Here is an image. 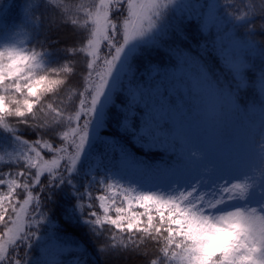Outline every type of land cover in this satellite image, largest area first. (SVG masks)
<instances>
[{
	"label": "snow or ice",
	"instance_id": "1",
	"mask_svg": "<svg viewBox=\"0 0 264 264\" xmlns=\"http://www.w3.org/2000/svg\"><path fill=\"white\" fill-rule=\"evenodd\" d=\"M22 7L27 43L35 44L25 48L24 40L13 37L0 41V139L12 149L0 144L9 157L8 170L0 168V264H46L34 254L51 226L53 209L47 205L58 198L70 202L64 211L67 223L86 229L93 242L105 237L97 250L106 257L142 256L143 264H264V127L246 130L232 149L209 160L204 151L191 147L179 125L164 118L162 104L154 107L159 101L140 107L150 89H138L131 101L117 91L146 49L190 62L183 49L169 43L187 39L185 21L201 19L209 33L211 26L227 22L235 33L229 39L239 37L243 48L258 49L264 56V40H256L258 18L264 34V0L259 8H241L234 0L186 6L182 0H91L87 5L24 0ZM205 7L208 12L193 13ZM81 11L83 23L76 18ZM63 27L72 28L76 43L53 49L59 39L50 40L47 33ZM217 39L223 37L218 34ZM71 53L85 54L83 79L91 80L95 72L97 80L76 95L79 108L65 117L56 101L67 78L61 75L73 72ZM225 60L234 81L247 73L236 53ZM198 83L209 97L233 102L232 89L225 97L206 72L199 73ZM235 90H241L240 82ZM235 102L244 106L239 97ZM117 104L130 113L118 122L121 137L145 151H171L168 167L193 162L197 167L190 179L166 189H145L125 185L108 170L101 172L99 156V163L89 164L98 143L104 145L102 155L126 156L115 135L101 131L111 127L107 116ZM223 107L212 103L199 118L212 123ZM20 125L32 133L31 141L22 138ZM54 138L60 146L50 142ZM42 149L55 155L45 159ZM111 189L115 192L108 194ZM116 234L120 242H113ZM147 241L154 246L152 253L142 247Z\"/></svg>",
	"mask_w": 264,
	"mask_h": 264
},
{
	"label": "trees",
	"instance_id": "2",
	"mask_svg": "<svg viewBox=\"0 0 264 264\" xmlns=\"http://www.w3.org/2000/svg\"><path fill=\"white\" fill-rule=\"evenodd\" d=\"M68 2V0H65ZM91 0H74L76 5H87ZM199 3L200 5L215 3V0H189V3ZM234 2L244 7L246 4H254L259 8L261 0H234ZM99 3V0H96ZM24 0H0V41L9 37L22 39L25 41L24 47L32 45L27 43L29 40L28 34L24 31ZM207 7L194 9L193 13L201 11L206 12ZM181 13H176L180 16ZM184 16H188L189 12H183ZM83 12L76 17L81 23ZM173 23L176 22L175 17ZM186 23L187 39L184 41H170L174 45H178L190 57L189 63H184L181 59L170 56L168 54H160L154 49H146L144 54L139 57L135 65V71L128 74L123 80V88L119 86L118 92L129 100L130 95L136 91H144L150 89V96L145 98L148 104L159 106L162 104L165 111L164 115L172 117L179 126L183 134L190 139L200 138L201 135L191 137V128L196 123L203 119L199 118L200 114L211 105L213 100L217 104H223V110L215 121L210 123L211 135L207 145L206 154L209 160H217L221 154L234 147V141L243 137L248 129H259L264 127V80H262V71H264V56L260 51L248 50L243 48L240 38L235 37L229 39V36H235L234 30L227 22L211 26V33L208 30L202 29L201 19H194L191 24ZM257 33L256 40H264V34L259 31V18L256 21ZM19 31L20 36L16 37L15 33ZM223 37V40H218L217 36ZM50 40L59 39V44H53V49L71 46L76 43V36L71 27H63L58 30L48 32ZM242 36V33H241ZM215 41V43H214ZM86 43V41H85ZM223 45V47L221 46ZM79 46V45H78ZM37 51L39 49L37 48ZM233 53H236L238 58L244 62L247 73L241 72L237 75V80H233V73L229 71L225 57L231 58ZM73 57L71 74H62L60 78H66V83L62 87L60 98L56 103L64 110L65 117L73 115V110H78L79 101L76 95L83 91L84 86L92 85L96 80V74L93 73L91 80L85 81L83 76L86 74L85 54L71 53ZM54 60L57 58L54 57ZM62 60V57L60 58ZM180 69L178 75L177 70ZM97 71H102V68H97ZM154 71H156L154 73ZM201 71L206 72L214 83H217L227 96L229 88L232 89L233 102L228 103L227 99L220 97H209L203 91L202 86L198 83V76ZM195 77L192 82L189 77ZM237 82L241 84V90L236 92ZM195 84L201 87V91L193 90ZM239 97L243 101V105L235 102V98ZM112 101H115L113 96ZM111 106V105H110ZM117 110L108 114L107 119L111 123L110 128L102 129V132H107L110 135L114 134L115 139L124 146L125 158L113 159L110 155H102L104 145H97V149L93 152V157H101L102 164L115 168L122 174H129L135 178H146L153 181L157 185H170L176 181L188 180L195 171L197 165L191 161L172 163L173 153L165 151L163 148L159 150L145 151L138 147L137 144L131 142L130 138L123 139L120 132H117L118 122H123L126 116L127 108L116 105ZM181 117H186L181 119ZM175 124V123H174ZM22 138H27L30 141L33 139L32 133L25 129L24 125H20ZM67 130V129H64ZM43 139H49L47 136ZM55 142L56 146H60L58 139L50 140ZM0 144L7 151H12L8 148V142L0 139ZM71 151V149H69ZM45 159H50L55 153L48 152L47 149H42ZM34 155V153H31ZM0 156L3 161L0 162V168L8 170L9 157L5 152L0 151ZM179 159V158H178ZM127 162L128 167L121 168L122 163ZM18 170V169H16ZM34 171V170H33ZM43 179V178H42ZM17 191H20L19 189ZM36 189H34L35 193ZM95 194V190H94ZM85 203H88L86 200ZM70 206V202L64 198H58L55 204H48L47 207L53 209L51 215V226L45 236V240L41 242V246L35 249V257L46 264H76L77 259L80 264H143L144 258L136 255L126 256H104L101 255L97 246L105 242V237L101 236L98 240H91L86 234V229L79 226H74L64 220V211ZM120 242L119 234H116V240ZM71 245L72 247H67ZM80 245V247H77ZM146 246L149 253L155 251L151 241H147ZM152 259L159 260L160 257L152 255Z\"/></svg>",
	"mask_w": 264,
	"mask_h": 264
},
{
	"label": "rangeland",
	"instance_id": "3",
	"mask_svg": "<svg viewBox=\"0 0 264 264\" xmlns=\"http://www.w3.org/2000/svg\"><path fill=\"white\" fill-rule=\"evenodd\" d=\"M182 3L185 6L188 5V4H190L189 3V0H182ZM213 3L214 2H212L211 4H213ZM211 4H209V5H211ZM208 11H209V9L207 8L206 9V12H208ZM184 12H188V10L185 9ZM122 71H123V69H122ZM155 72L156 71H154V73ZM179 72H180V69L177 70L176 75H178ZM189 79L192 82H194L195 77L190 76ZM113 86L116 87L115 84ZM193 90H195V91H201L202 89H201V87L199 85L195 84V86L193 87ZM136 92H137V90L134 91L130 95L129 101L132 100L133 94H135ZM110 99H111V94H109V100ZM107 102L108 101H106V103ZM144 102L148 103V101H147L146 98H145V101L144 100L139 101L140 107H143L144 106ZM212 103H216V101L213 100ZM154 107L157 108V109H160L159 106L154 105ZM133 110H134V106H133ZM162 111H163V114H164L165 113L164 109H162ZM125 115L126 116L130 115L129 110H127V112H126ZM137 115H139V114L137 113ZM164 118L166 120H168L170 124L175 123V124L179 125V122H176L172 117H170L168 115H164ZM190 130H191V137H196V135H199L200 134L201 135V138H202V141L201 142L199 141L200 138H198V139L197 138L196 139H190L189 140V143H190L191 147H194V148L199 149L201 151H204L206 153V151H207V145H208V141H209V136L211 135L210 122H208L206 120H202L201 122L196 123V125H194ZM95 158L96 157H93L92 159H90V161H89V164L90 165H95L96 163H99V161L97 159H95ZM128 166H129V164L127 162H125V163L123 162L121 164V168H125V167H128ZM86 168H87V166H86ZM105 170L110 171L112 174H114L117 177V179H121L122 182L125 185H127V184H131L133 186L139 185V186H141L142 188H145V189H156V188H164V189H166L169 186V185L168 186L167 185H157L153 181L147 180L146 178H135V177H133V176H131L129 174H127V175L122 174V173L118 172L115 168L110 167L108 165L105 166V165H103L101 163L100 164V171L101 172H105ZM185 181H187V180H182V181H179V182H185ZM114 192H115V189H111V190L108 191V194H112Z\"/></svg>",
	"mask_w": 264,
	"mask_h": 264
}]
</instances>
